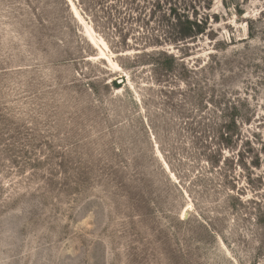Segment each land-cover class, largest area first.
Instances as JSON below:
<instances>
[{"label":"rangeland","instance_id":"obj_1","mask_svg":"<svg viewBox=\"0 0 264 264\" xmlns=\"http://www.w3.org/2000/svg\"><path fill=\"white\" fill-rule=\"evenodd\" d=\"M261 217L264 0H0V264H264Z\"/></svg>","mask_w":264,"mask_h":264},{"label":"trees","instance_id":"obj_2","mask_svg":"<svg viewBox=\"0 0 264 264\" xmlns=\"http://www.w3.org/2000/svg\"><path fill=\"white\" fill-rule=\"evenodd\" d=\"M177 13V11H175ZM175 13V14H176ZM175 21L171 26V31H165V39L156 37L150 44L152 45H161L162 43H179V44H188L191 41H195L201 36L205 31L203 23H198L193 17L185 14L183 17H180L178 14L174 15ZM158 52V51H157ZM153 56L162 57L165 60V63L159 64L163 68L170 70L175 64L178 63V59L173 55H169L165 51H161ZM189 71L188 69H185ZM239 129L235 122L231 126L226 127H213L211 130L201 129L198 131L197 143L200 148L203 150L204 158H206V166L209 170L215 171L219 166L221 160L219 157H224L225 149L231 150V144L234 142V138L239 134ZM208 132L210 135L208 136ZM212 134V136H211ZM240 136V135H239ZM209 139V140H208ZM233 197V196H232ZM236 201L242 202L241 198H234ZM263 217L261 221L263 222Z\"/></svg>","mask_w":264,"mask_h":264}]
</instances>
